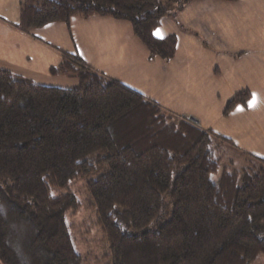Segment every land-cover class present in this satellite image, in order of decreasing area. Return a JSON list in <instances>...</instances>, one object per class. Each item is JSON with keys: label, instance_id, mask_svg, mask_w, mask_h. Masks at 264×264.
Instances as JSON below:
<instances>
[{"label": "trees", "instance_id": "obj_1", "mask_svg": "<svg viewBox=\"0 0 264 264\" xmlns=\"http://www.w3.org/2000/svg\"><path fill=\"white\" fill-rule=\"evenodd\" d=\"M189 1L23 0L17 26L30 32L73 17L122 19L151 58L169 59L175 35L154 30ZM50 72L77 83L41 85L0 69V264H85L66 221L80 207L69 186L102 167L86 185L107 264H250L264 256V159L223 164V138L77 54L64 53ZM250 96L236 93L222 114ZM166 193L169 220L139 234L122 229L120 220L138 231L156 219Z\"/></svg>", "mask_w": 264, "mask_h": 264}, {"label": "crops", "instance_id": "obj_2", "mask_svg": "<svg viewBox=\"0 0 264 264\" xmlns=\"http://www.w3.org/2000/svg\"><path fill=\"white\" fill-rule=\"evenodd\" d=\"M22 1L0 0V69L41 85L67 77L73 87L75 77L50 69L64 53L77 54L93 70L194 119L246 163L264 159V0H191L162 16L154 35H175L169 59L151 58L128 21L108 16L73 17L24 32L17 26ZM241 91L250 99L223 115L227 100Z\"/></svg>", "mask_w": 264, "mask_h": 264}, {"label": "rangeland", "instance_id": "obj_3", "mask_svg": "<svg viewBox=\"0 0 264 264\" xmlns=\"http://www.w3.org/2000/svg\"><path fill=\"white\" fill-rule=\"evenodd\" d=\"M178 12L179 11L175 13ZM120 22L122 23V25L128 24L125 20H120ZM59 79H64L63 81H66V83L62 81H56L50 84L53 86H60L65 88H70V86H72V83H67L68 81H70V78L61 77ZM226 149L227 151L225 152V156L223 158V160L226 159V161H223V164H227L226 162L232 159L234 164L233 166L238 168L245 166L246 161L243 160L242 157L235 155L232 148L228 146ZM104 169L105 168L102 167L95 173L90 174L86 177H82L69 186L71 192H73L79 200L80 207L74 212L66 213V221L70 227L73 246L75 250L82 255L85 260V264H107L110 261V257L108 256V242L101 228L94 223L95 212L94 209L89 207V194L86 185L88 179L95 178L98 174L103 173ZM218 176L219 171L218 173L212 174L211 178L213 181H217ZM60 190L65 191L63 189H54L53 193L57 194L58 192H60ZM170 214L171 201L169 193H166L162 198V207L159 215L144 228L136 231L132 229L130 223L121 220L119 221V224L125 232L131 234H139L144 231L156 230L161 224L169 220ZM250 264H264V256L259 255Z\"/></svg>", "mask_w": 264, "mask_h": 264}, {"label": "snow or ice", "instance_id": "obj_4", "mask_svg": "<svg viewBox=\"0 0 264 264\" xmlns=\"http://www.w3.org/2000/svg\"><path fill=\"white\" fill-rule=\"evenodd\" d=\"M255 102H256V97H255V94H253L252 100L249 101L250 106L254 105Z\"/></svg>", "mask_w": 264, "mask_h": 264}, {"label": "water", "instance_id": "obj_5", "mask_svg": "<svg viewBox=\"0 0 264 264\" xmlns=\"http://www.w3.org/2000/svg\"><path fill=\"white\" fill-rule=\"evenodd\" d=\"M194 120V119H193Z\"/></svg>", "mask_w": 264, "mask_h": 264}]
</instances>
